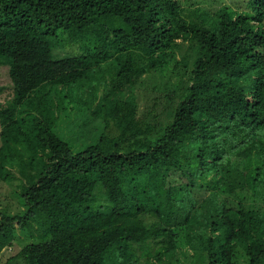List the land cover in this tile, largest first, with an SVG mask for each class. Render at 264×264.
I'll return each mask as SVG.
<instances>
[{
  "label": "trees",
  "instance_id": "1",
  "mask_svg": "<svg viewBox=\"0 0 264 264\" xmlns=\"http://www.w3.org/2000/svg\"><path fill=\"white\" fill-rule=\"evenodd\" d=\"M201 4L0 0L14 88L0 107V178L17 169L25 207L0 210V250L37 226L24 264H135L146 241L158 259L187 249L204 264H264V0ZM167 69L187 77L142 110L138 84ZM71 117L97 134L76 151L58 129ZM98 187L106 204L91 205Z\"/></svg>",
  "mask_w": 264,
  "mask_h": 264
},
{
  "label": "rangeland",
  "instance_id": "2",
  "mask_svg": "<svg viewBox=\"0 0 264 264\" xmlns=\"http://www.w3.org/2000/svg\"><path fill=\"white\" fill-rule=\"evenodd\" d=\"M249 0H201V6L204 8H212L215 9L219 7L221 4H228L233 9L238 11H249L250 8L248 6ZM83 49L81 48L80 51ZM70 48L61 49L55 48L53 50L54 57H62L67 54L72 53ZM177 75L171 72L169 69L166 71L159 72H151L146 74L142 79L141 83L138 84V88L136 92L139 95L140 108L142 110H152V101H162L164 100L162 96H164V92L171 87V84L177 80V78H186L187 75ZM155 86V87H154ZM142 90H147L146 94L142 95ZM78 97H86L88 93L84 92H74ZM173 93V92H172ZM14 95V88L11 78L9 76V65L4 62H0V107L7 105L11 98ZM54 92H51V95L48 97H52ZM173 95V94H172ZM153 97V98H152ZM145 102V104H144ZM76 105V103H75ZM69 108V107H68ZM78 107L74 106L73 111L76 112ZM159 110H162V106L158 107ZM83 108L81 109V112ZM72 117H75L74 113ZM71 117V120L68 122H63L59 125V133L63 135L68 141L73 143V149L76 151L81 149L89 142H92L93 138L97 136L88 128V125L81 124L77 125ZM152 117V113L150 114ZM98 126H102L101 124ZM83 127V128H81ZM81 128V129H80ZM90 129V130H89ZM98 131V129H96ZM115 131V127L112 125L109 129L110 133ZM85 136V137H84ZM92 137V139H91ZM1 143V141H0ZM7 169L5 168V171ZM22 184L19 178V172L17 169L15 170V174L13 177L8 179L0 178V210L6 211L9 213L22 212L24 210V202L19 196V190L21 189ZM98 187L95 191L94 196L92 197L90 204L91 205H104L106 204V197L103 193V189ZM141 217L147 222L152 223V221L157 220L155 215H152V212H145L141 214ZM36 226V225H35ZM40 228L36 226V228L32 231L35 236H31V231L20 230L17 232L18 237L13 241L11 245H6L0 250V264H24V261L21 257H18L17 252L26 244L32 241L39 240L38 236ZM134 244V243H133ZM160 243L156 241H146L140 244H135V253L138 256L137 259L133 260L135 264H204L205 263V255L204 252L200 253V251L195 250H184L178 251L175 253L174 250L169 251L166 250L162 253L161 258H156L157 251L161 249ZM174 255V256H173ZM236 264H245V258L239 254L235 261Z\"/></svg>",
  "mask_w": 264,
  "mask_h": 264
}]
</instances>
